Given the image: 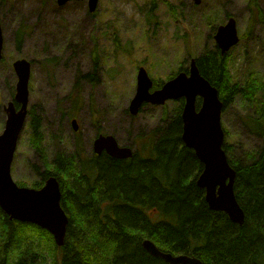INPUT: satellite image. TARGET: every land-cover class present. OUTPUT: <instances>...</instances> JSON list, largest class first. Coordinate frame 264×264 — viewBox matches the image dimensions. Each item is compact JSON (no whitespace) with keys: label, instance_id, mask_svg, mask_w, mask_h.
Here are the masks:
<instances>
[{"label":"trees","instance_id":"16d2710c","mask_svg":"<svg viewBox=\"0 0 264 264\" xmlns=\"http://www.w3.org/2000/svg\"><path fill=\"white\" fill-rule=\"evenodd\" d=\"M23 37L18 32L19 44ZM196 62L218 89L224 110L238 98L245 104L241 120L261 140L259 147L246 148L245 161L233 157L226 140L223 145L236 172L234 190L244 223L211 209L205 189L197 184L203 163L182 139L183 99L173 117L137 136L129 158L106 152L89 158L81 137L67 149L59 133L52 135L50 154L42 115L31 107L28 138L42 165H33L39 181L29 184L40 187L57 176L69 225L59 246L48 230L10 219L0 207V264H171L150 254L143 247L145 239L166 252L195 255L204 264H264V76L242 79L236 73L235 78L230 51L222 54L215 44L197 54ZM87 76L97 77L95 72Z\"/></svg>","mask_w":264,"mask_h":264},{"label":"rangeland","instance_id":"374dc122","mask_svg":"<svg viewBox=\"0 0 264 264\" xmlns=\"http://www.w3.org/2000/svg\"><path fill=\"white\" fill-rule=\"evenodd\" d=\"M85 1L60 5L57 0H0L4 36L0 134L7 118L4 106L16 92L13 63L20 58L32 63L29 107L42 115L44 145L50 154L52 135L58 133L61 144L73 149L74 130L65 117L73 112L88 137L113 134L121 145L135 149L137 136L149 134L164 118L173 117L179 103V99L147 103L133 114L130 105L140 66L158 87L189 67L192 57L216 44V29L230 16L236 18L241 37L229 50L233 76H264V0H99L93 12ZM20 31L24 32L21 44ZM94 72L97 77L89 81L85 75ZM73 98L81 99L78 111L73 109ZM247 110L238 98L222 113L225 140L233 157L243 161L246 148L261 143L241 120ZM27 120L12 176L19 184L31 186L29 182L39 181L33 165L40 167L42 159L30 147Z\"/></svg>","mask_w":264,"mask_h":264},{"label":"water","instance_id":"95a60500","mask_svg":"<svg viewBox=\"0 0 264 264\" xmlns=\"http://www.w3.org/2000/svg\"><path fill=\"white\" fill-rule=\"evenodd\" d=\"M57 1L63 5L71 0ZM98 3L99 0H88L89 10L95 11ZM214 38L222 54L238 44L240 35L236 18L230 16L225 23L219 24ZM3 45L4 36L0 21V58ZM13 66L17 73L16 93L14 100L4 106L7 118L0 134V207L10 219L34 223L47 229L54 236L56 244L61 246L65 243L69 215L61 203L62 191L58 178L51 175L42 187L35 188L19 185L12 176L15 152L29 113L31 62L20 58L14 61ZM153 85L154 81L147 69L140 66L136 92L130 105L131 112L136 114L139 108L147 103L165 104L167 100L184 99L182 139L203 163L197 184L205 189L206 201L211 209L225 211L232 221L243 224L245 213L234 190L236 172L223 146L224 104L218 89L201 74L195 58L191 60L189 72H179L161 88L152 89ZM199 98L201 102L197 106ZM72 124L74 130L79 129L76 119ZM94 148L98 154L105 151L116 158H129L134 153L132 147L121 145L113 134H99L94 140ZM143 247L150 254L162 257L171 264H204L195 255L163 251L151 239H145Z\"/></svg>","mask_w":264,"mask_h":264},{"label":"flooded vegetation","instance_id":"af4514ba","mask_svg":"<svg viewBox=\"0 0 264 264\" xmlns=\"http://www.w3.org/2000/svg\"><path fill=\"white\" fill-rule=\"evenodd\" d=\"M72 1H77V0H72ZM79 1H81V0H79ZM83 1V0H82ZM85 1V0H84ZM85 3H86V1H85ZM59 4V3H58ZM88 75V74H87ZM87 75H85L86 76V78L89 80V81H91L92 80V78H90V77H88ZM160 88V87H159ZM157 89V88H156ZM76 100H78V104L77 105H79V108H78V110L80 109V103H81V99L80 98H73L72 99V101H74L73 102V109H74V106H75V102H76ZM30 105V104H29ZM30 108L31 107H29V114H30ZM77 110V111H78ZM65 117H67V121H66V123L67 124H72V121L74 120V119H76L77 121H78V117H77V112H73V114L71 115L70 113H68ZM79 123V122H78ZM72 127H73V124H72ZM73 130H74V128H73ZM99 134H101V132H98L96 135H95V137H94V139H93V137H88L84 132H83V129L80 127V124H79V129L78 130H74V133H73V135H74V137H73V141H75L76 139H77V137H81L82 138V141H83V147H84V150H85V154L89 157V158H93V157H96V156H99V155H101L103 152H105V151H103L102 153H100V154H98V153H96V151H95V148H94V140H95V138L99 135ZM45 139H46V136H45ZM107 153V152H106ZM108 154V153H107ZM110 155V154H109ZM55 176V175H54ZM57 177V176H56ZM47 180V179H46Z\"/></svg>","mask_w":264,"mask_h":264},{"label":"bare ground","instance_id":"6f19581e","mask_svg":"<svg viewBox=\"0 0 264 264\" xmlns=\"http://www.w3.org/2000/svg\"><path fill=\"white\" fill-rule=\"evenodd\" d=\"M196 153V152H195ZM198 157V156H197ZM232 166V165H231ZM154 242V241H153ZM155 243V242H154ZM188 254V253H187Z\"/></svg>","mask_w":264,"mask_h":264}]
</instances>
